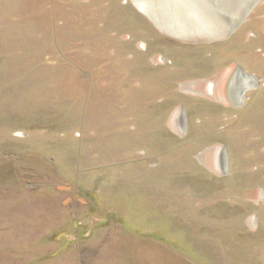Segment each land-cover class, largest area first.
<instances>
[{
  "label": "rangeland",
  "instance_id": "1",
  "mask_svg": "<svg viewBox=\"0 0 264 264\" xmlns=\"http://www.w3.org/2000/svg\"><path fill=\"white\" fill-rule=\"evenodd\" d=\"M147 2L0 0V264H264V0Z\"/></svg>",
  "mask_w": 264,
  "mask_h": 264
},
{
  "label": "bare ground",
  "instance_id": "2",
  "mask_svg": "<svg viewBox=\"0 0 264 264\" xmlns=\"http://www.w3.org/2000/svg\"><path fill=\"white\" fill-rule=\"evenodd\" d=\"M229 1H232V0H219V1L218 0H187V2H189V3L184 2L183 3L184 8L186 6V7L191 8L192 11L197 12L199 10V12H200L201 16L199 17L200 19L198 20L197 25L194 24V22L191 18V15L186 14L187 19L185 21H183L182 18H180V17H178V19H175V18L173 19L176 22L175 21H166L168 23L166 24L167 26L164 27V29H166L170 33H174L173 32L175 30L174 28L177 27L175 25V23H177L178 26H185V30H188L187 28H189V30H191L190 27L192 29L196 28L197 30L195 32H198L200 34H204V33H219V34H221V33L229 32L232 29L236 28V26L238 24H240L242 21H244L246 19V16L249 14L250 9L252 7V4L256 0H248V2L245 3L246 5L240 4V3L231 4V2H229ZM135 4L139 9H141L142 11L147 13L148 15H151L150 13H153V9H151V7H152L151 3L149 4L147 2V0H135ZM235 6H239L240 8L242 7L241 9H244L243 10V16L241 17V19H240L241 14L239 12H238V15L236 14L237 17H235V15H234L235 12H233V11L235 10L234 8H236ZM158 13L159 12H157V14ZM154 15H156V14H154ZM154 15L152 14V16H154ZM180 16H181V14H180ZM154 19H156V18H154ZM159 19H160V17H159ZM239 19H240V22L238 23L237 20H239ZM187 21H188V23H187ZM161 23H163V22H161ZM200 34H199V36H200ZM255 84H256V81L252 78L251 79L248 78L246 76V74H244L242 68L239 67L235 71L233 69L230 72L228 79L226 81L228 102L232 103L233 105H237V106L242 105L241 101L243 100L244 94L247 92V89H248L247 87H249L248 85H250L252 87V86H255ZM232 99H234V100H232ZM180 117H181L180 122L182 123V121H184L183 123H185V126L187 127V125H186L187 118H186L185 111H184V116L181 115ZM186 127H185V129H183V131L186 130ZM226 155L227 154H226L225 148L223 147L222 153L220 155V161L222 164L221 168H222L223 173H227L228 162H226Z\"/></svg>",
  "mask_w": 264,
  "mask_h": 264
},
{
  "label": "water",
  "instance_id": "3",
  "mask_svg": "<svg viewBox=\"0 0 264 264\" xmlns=\"http://www.w3.org/2000/svg\"><path fill=\"white\" fill-rule=\"evenodd\" d=\"M258 2H259V0H256V1H254V3L252 4V7H251V9H250V12L256 7V5L258 4ZM249 12V13H250ZM244 74H246L245 72H244ZM246 76L248 77V78H252V79H254L255 81H256V84H255V86H250V85H248L249 87H247L248 89H247V91L248 90H250V89H252V88H254V87H256L257 86V84H258V80L256 79V77H253V76H250V75H248V74H246ZM244 96H245V94H244ZM246 97V96H245ZM244 98V97H243ZM245 101V98L241 101L242 103ZM228 165V164H227Z\"/></svg>",
  "mask_w": 264,
  "mask_h": 264
},
{
  "label": "flooded vegetation",
  "instance_id": "4",
  "mask_svg": "<svg viewBox=\"0 0 264 264\" xmlns=\"http://www.w3.org/2000/svg\"><path fill=\"white\" fill-rule=\"evenodd\" d=\"M229 74H230V73H229ZM226 81H227V80H226ZM225 89H226V85H225ZM225 89H224V97H223V99H224L227 103H229V102H228V99H227L228 97H226ZM210 90H211V88H209V91H210ZM210 93H211V94H212V93L214 94V90L210 91ZM232 100H234V99H232ZM181 115L184 116V112H183V111H181L180 116H181ZM186 125H187V123H186ZM185 127H186V126H185ZM222 148H223V147H221L220 150H219V151H220V153H219L220 155H221V153H222ZM219 163H220V166H222L221 161H220ZM222 173H223V172H222Z\"/></svg>",
  "mask_w": 264,
  "mask_h": 264
}]
</instances>
